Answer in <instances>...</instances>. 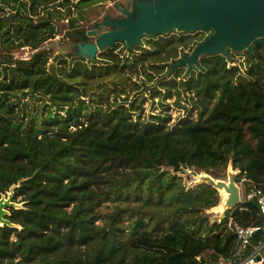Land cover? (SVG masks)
<instances>
[{
	"label": "trees",
	"instance_id": "trees-1",
	"mask_svg": "<svg viewBox=\"0 0 264 264\" xmlns=\"http://www.w3.org/2000/svg\"><path fill=\"white\" fill-rule=\"evenodd\" d=\"M99 1L0 0V197L18 186L15 197L25 206L7 218L20 231L0 227V264H206L208 253L212 262L228 257L236 238L229 224L264 227L258 198L211 226L204 213L219 204L218 192L186 190L175 174L190 169L219 179L231 162L238 181L264 195V46L256 44L252 57L245 52V71L234 52L232 66L221 55L200 59L199 73L183 81L198 119L172 129L142 124L129 110L86 102L101 72L47 68L50 50L14 58L59 35L57 17L67 21V42H90L75 14L85 19L84 8ZM3 6L10 13H1ZM205 40L182 37L175 49L190 54ZM174 74L168 83L176 85L180 70Z\"/></svg>",
	"mask_w": 264,
	"mask_h": 264
},
{
	"label": "rangeland",
	"instance_id": "rangeland-1",
	"mask_svg": "<svg viewBox=\"0 0 264 264\" xmlns=\"http://www.w3.org/2000/svg\"><path fill=\"white\" fill-rule=\"evenodd\" d=\"M76 2H78V0H74V3ZM115 2H118L124 8L128 7L127 0H101L96 4L84 8L83 16L85 19H82L80 14L76 13L75 18L77 24L80 27H85L88 32L91 24L99 22L105 15H119V12L114 8ZM3 7L4 10H1V13H10L8 7ZM41 11L42 14L45 12L44 10ZM66 24L67 21H62L59 17L55 18V25L57 29L62 30V32L55 38L45 42L39 49L45 48V50H50V59L47 68L54 63V65H56V69L54 68V70L60 68L58 70L63 74L70 72L74 73L75 68H82L84 66L94 73H102V75L99 74V76L95 74V79L93 78L94 85L88 87L89 91L87 92L88 97L85 98L87 100L86 102H89L90 99H94L97 105L104 110L113 111L118 108L129 110L133 121L142 124H161L166 129H172L185 119L196 120L200 117V110L193 101V93L185 91V85L183 84V81H186L189 76L193 75V72L197 75L200 69L197 68L188 75L186 74V67L177 69L178 71L180 70V77L176 78V85L168 83L172 77L176 76L174 74L176 70L170 75H167V77L165 74L173 65L172 63L176 59V53L177 57L181 58L183 56L180 49H175L178 45V39L184 37L187 40H205L211 34L210 31H197L193 33H180L174 31L164 36L145 37L140 45L133 47L131 50L124 48V45L119 43L112 48L111 52L109 51L111 49H106L102 52L104 54H98L95 61L91 62L88 58H82L78 55L64 54L66 44L68 43L64 36L67 28ZM89 40L92 41L93 39L90 38ZM36 51L32 52L30 47H25L16 50L13 54L15 59L28 60ZM186 52H188V50H186ZM234 53L238 54L236 55V65H238L242 71H245V51ZM59 57L61 60L57 59ZM232 65L235 64L228 62V66ZM78 75L83 77L84 74L79 72ZM85 76H90V74ZM96 77L98 78L96 79ZM46 99L48 100V98ZM29 104L33 109L35 108L34 100H30ZM54 110L56 111L57 107H55ZM168 170L172 173V170ZM232 171L238 173V171L229 164L219 179L227 180ZM119 173V177H122L121 170ZM194 173L198 172L183 170L175 175L180 177L181 183L186 190L208 186V182L205 180H196L194 178ZM198 174H201V172ZM172 175H174V173H172ZM238 179L239 176H237L235 180L241 187L242 201L247 198L250 199L249 196L251 191H248V185L245 183L243 184V178L239 181ZM15 189L16 188L3 194L5 196L4 198L10 199V202L15 205L14 207L6 208L9 212L6 219L11 215L12 209L17 210V208H25L23 197H15ZM218 196L220 197L219 192ZM2 197L3 196H1V198ZM234 209L224 212L226 215L228 214L230 216ZM204 214L208 217L211 226L213 224H219V220L223 219L222 214H218V212L216 213L215 210L212 209L205 211ZM0 225L4 227L3 224ZM21 229V227L18 228L19 231ZM11 240H17L15 234L12 235ZM205 261L206 264L211 263L214 261V255L211 253L206 254Z\"/></svg>",
	"mask_w": 264,
	"mask_h": 264
},
{
	"label": "water",
	"instance_id": "water-1",
	"mask_svg": "<svg viewBox=\"0 0 264 264\" xmlns=\"http://www.w3.org/2000/svg\"><path fill=\"white\" fill-rule=\"evenodd\" d=\"M127 1V8L122 7L118 2L114 3L119 16L105 15L99 22L91 24L87 35L93 39L92 41L68 42L64 54L78 55L93 62L98 54L106 49H112L119 43L131 50L140 45L145 37L164 36L174 31L180 33L210 31L211 34L204 42L196 46L190 54L183 55L169 68L165 74L167 77L175 70L184 67L187 69V75L197 68L201 69V58L221 55L231 62V52L245 51L249 52V57H252L256 44L264 46V0ZM43 50L45 48L35 53ZM229 164L233 167L231 162ZM183 170L189 171L190 169ZM236 171L238 173L232 171L227 180L216 179L205 172L194 173V178L198 181L205 180L208 186L219 193L220 189L225 187L229 194L225 211H230L241 204L235 180L241 172L238 169ZM225 182H228L227 186ZM17 187L13 186L9 192ZM2 196L0 197V224L18 229L19 225L6 219L9 215L6 208L15 205L10 202V199ZM221 202L222 198L219 204ZM222 217L219 224L226 218L225 212L222 213ZM257 235L261 236L262 232L258 231Z\"/></svg>",
	"mask_w": 264,
	"mask_h": 264
},
{
	"label": "built area",
	"instance_id": "built-area-1",
	"mask_svg": "<svg viewBox=\"0 0 264 264\" xmlns=\"http://www.w3.org/2000/svg\"><path fill=\"white\" fill-rule=\"evenodd\" d=\"M247 180L243 178V184ZM250 199L257 197L260 213L264 218V195L260 192L251 191ZM248 200L241 202L242 205ZM239 205V206H240ZM229 228L236 235L228 257H220L215 262L208 264H264V227H241L229 224ZM262 232V240L255 242L257 232Z\"/></svg>",
	"mask_w": 264,
	"mask_h": 264
},
{
	"label": "bare ground",
	"instance_id": "bare-ground-1",
	"mask_svg": "<svg viewBox=\"0 0 264 264\" xmlns=\"http://www.w3.org/2000/svg\"><path fill=\"white\" fill-rule=\"evenodd\" d=\"M202 177H204V176H202ZM225 183H226V186H227L228 182H225ZM236 187L239 190V197H240V200L242 201V190H241V187L238 184H236ZM220 193H221L222 202L217 207L212 209V210H215L216 213L218 212V214L224 213L226 203L229 200V194L226 192V188L225 187L220 189Z\"/></svg>",
	"mask_w": 264,
	"mask_h": 264
},
{
	"label": "flooded vegetation",
	"instance_id": "flooded-vegetation-1",
	"mask_svg": "<svg viewBox=\"0 0 264 264\" xmlns=\"http://www.w3.org/2000/svg\"><path fill=\"white\" fill-rule=\"evenodd\" d=\"M116 11H117V10H116ZM113 16H119V15H113ZM115 46H116V45H115ZM115 46H114V47H115ZM114 47H113V48H114Z\"/></svg>",
	"mask_w": 264,
	"mask_h": 264
}]
</instances>
